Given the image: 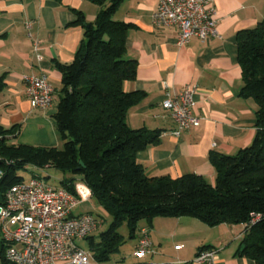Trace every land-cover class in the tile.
Segmentation results:
<instances>
[{"label": "crops", "instance_id": "crops-1", "mask_svg": "<svg viewBox=\"0 0 264 264\" xmlns=\"http://www.w3.org/2000/svg\"><path fill=\"white\" fill-rule=\"evenodd\" d=\"M111 2L0 0V79L4 81L0 124L17 126L15 143L62 148L54 119L62 95V75L55 61L71 63L74 59L84 37L83 25L75 23L79 12L86 23H94L101 9ZM216 6L219 35L206 40L194 36L184 46L176 44V26L154 24L158 0H121L113 15L115 20L130 24L126 55L137 61L136 76L125 84L127 91L138 94L127 112V121L135 129L161 132L156 143L137 153L150 177L197 174L215 184L211 153L235 155L256 136L258 105L240 93L243 79L237 33L256 27L264 18V0H217ZM34 41L38 42L41 60ZM31 73L46 74L54 88L53 103L46 109L30 104L24 76ZM187 85L197 90L193 112L202 120L199 126L177 136L173 134L176 124L162 102L168 95L180 94ZM206 225L194 217H156L150 225L155 253L136 259L129 252L133 262H127L126 255L121 258L128 264L140 260L185 264L193 262L199 247L209 245L217 251L211 264H257L240 254L243 225ZM144 226L146 222L140 224V228ZM139 238V230L129 238L133 250ZM0 261L10 264L2 260L1 252Z\"/></svg>", "mask_w": 264, "mask_h": 264}, {"label": "trees", "instance_id": "trees-1", "mask_svg": "<svg viewBox=\"0 0 264 264\" xmlns=\"http://www.w3.org/2000/svg\"><path fill=\"white\" fill-rule=\"evenodd\" d=\"M93 1L102 5L106 0ZM120 1L112 0L102 8L94 23H86L79 12L75 23L83 25L84 37L74 59L55 61L62 75V95L54 119L63 147L15 143L17 126L0 124V200L26 179L21 171L28 165L55 167L80 176L112 218L99 243L93 236L88 238L98 261L113 260L121 253L126 238L119 229L125 223L130 238L140 232L142 222L150 228L156 217H194L211 227L252 222L241 237L245 247L240 254L264 264V18L256 27L237 33L240 93L258 105L253 142L235 155L211 153L215 184L197 174L150 177L137 153L156 143L161 132L135 129L127 121L138 94L127 91L125 84L136 76L137 61L126 55L130 24L113 18ZM3 89L0 79V93ZM75 181L72 177L61 185L73 191ZM0 246L2 260L9 263L2 241ZM207 249L211 246L199 247L198 254ZM135 264L160 263L140 260Z\"/></svg>", "mask_w": 264, "mask_h": 264}, {"label": "built area", "instance_id": "built-area-1", "mask_svg": "<svg viewBox=\"0 0 264 264\" xmlns=\"http://www.w3.org/2000/svg\"><path fill=\"white\" fill-rule=\"evenodd\" d=\"M216 1L158 0L154 24L176 26V44L179 46L186 45L194 36L202 40L216 37L219 35ZM28 27L31 28V24ZM34 48L41 60L37 41H34ZM24 80L33 108L46 109L52 105L55 91L46 74H27ZM196 91L194 86L187 85L180 94L168 95L162 102V107L176 124L173 134L177 136L201 123L202 118L193 112ZM79 196L75 187L71 191L62 185L54 186L39 175L9 188L0 200V235L5 246V260L10 264H128L123 258L98 261L92 251L78 244L79 240L93 236L105 223L104 217L91 212L73 214L75 207L88 201ZM250 224H243L240 237ZM154 253L150 228L144 226L132 256L143 259ZM216 253L215 249L203 250L193 264H211Z\"/></svg>", "mask_w": 264, "mask_h": 264}, {"label": "rangeland", "instance_id": "rangeland-1", "mask_svg": "<svg viewBox=\"0 0 264 264\" xmlns=\"http://www.w3.org/2000/svg\"><path fill=\"white\" fill-rule=\"evenodd\" d=\"M63 147V145H62ZM24 178L29 179L33 175H39L41 177H44V179L51 185L54 186H60L61 182L65 179H71L72 177L76 179L74 183V187L77 191H79L80 196L83 198H88V201L84 203H80L77 207L73 209L74 215H79L85 212H92L95 215H100L105 218V223L98 229V231L93 235L94 242L99 243L101 241L100 234L104 231H106L111 222L112 218L106 213V211L97 203L96 199L93 198V195H90L91 189L88 187V185L85 183L84 180L81 179V177H78L77 175H73L70 172H64L61 171L55 167H48L45 169H40L37 167H34L32 165H28L26 170L21 171ZM81 185V186H80ZM78 186H80L78 188ZM84 190V191H83ZM84 195V196H83ZM207 226V225H206ZM209 228V227H208ZM119 232L126 236L127 241L123 245L121 253L116 254L113 256V259H120L123 256H127V262H133L135 259H132L129 252L132 253V239L128 238L129 229L128 225L125 223L120 229ZM207 233V232H206ZM205 233H202L204 235ZM0 241H1V235H0ZM78 244L82 246L86 250H90V241L88 239L86 240H79ZM135 263V262H134ZM1 264V261H0Z\"/></svg>", "mask_w": 264, "mask_h": 264}, {"label": "water", "instance_id": "water-1", "mask_svg": "<svg viewBox=\"0 0 264 264\" xmlns=\"http://www.w3.org/2000/svg\"><path fill=\"white\" fill-rule=\"evenodd\" d=\"M81 164L83 165V162H82V161H81ZM244 247H245V246H244V245H242V247H241V250H243V249H244Z\"/></svg>", "mask_w": 264, "mask_h": 264}]
</instances>
